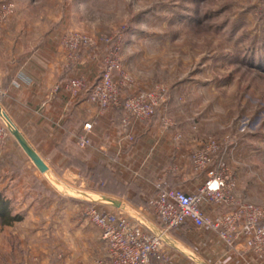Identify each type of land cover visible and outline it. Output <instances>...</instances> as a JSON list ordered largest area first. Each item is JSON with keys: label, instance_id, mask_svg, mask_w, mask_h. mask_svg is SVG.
<instances>
[{"label": "rangeland", "instance_id": "1", "mask_svg": "<svg viewBox=\"0 0 264 264\" xmlns=\"http://www.w3.org/2000/svg\"><path fill=\"white\" fill-rule=\"evenodd\" d=\"M10 3L8 14L4 6ZM16 26L40 41L55 32L61 50L70 32L95 38L97 47L83 50L76 63L62 50L69 68L84 52L102 50L101 68L107 48H117L122 71L135 82L120 92L121 100L163 88L167 102L153 119L188 147L190 164L195 150L215 141L236 179L238 199L264 206V0H0V36ZM17 161L34 190L35 212L25 214L31 203L23 193L8 199L0 188L11 214L23 218L12 226L0 221V264H95L105 247L87 210H114L116 201L138 211L155 194L140 199L138 186L146 184L118 183L107 167H97L93 181L80 160L76 179L63 171L44 177Z\"/></svg>", "mask_w": 264, "mask_h": 264}, {"label": "crops", "instance_id": "2", "mask_svg": "<svg viewBox=\"0 0 264 264\" xmlns=\"http://www.w3.org/2000/svg\"><path fill=\"white\" fill-rule=\"evenodd\" d=\"M44 36L40 41L39 36L19 30L18 26L0 36V87L5 92L0 106L49 168L48 174H42L10 135L0 154V188L5 196L17 198L21 192L26 204L35 197L27 175L17 171L18 157L25 168H33L44 177L58 176L63 171L65 178L76 179L79 172L75 162L79 160L87 170L97 165L110 168L118 183L146 184L137 190L143 200L154 194V186L159 182L187 193L197 191L206 176L194 174L188 147L178 144L175 135L164 132L157 120L134 124L127 131L132 133L133 141L126 142L122 126L125 115L118 108L101 113L88 100V91L77 99L64 91L52 93L56 84L66 83L79 74L90 82L97 80L103 52H84L81 62L69 68L63 62L59 36L55 32ZM87 123L94 126L92 141L90 147L82 149L75 138ZM34 176L41 179L37 174ZM228 209L212 206L204 211L216 216ZM34 210L31 203L25 214L30 216ZM139 210L145 212L146 205L143 203ZM172 241L180 254L172 264H264L252 254L230 251L210 230L189 224L175 232ZM100 242L106 252L101 234Z\"/></svg>", "mask_w": 264, "mask_h": 264}, {"label": "built area", "instance_id": "3", "mask_svg": "<svg viewBox=\"0 0 264 264\" xmlns=\"http://www.w3.org/2000/svg\"><path fill=\"white\" fill-rule=\"evenodd\" d=\"M4 9L9 14L13 12L14 5L10 3ZM103 41L107 44L111 42L108 38ZM97 43L88 34L70 32L65 35L61 47L67 60L76 63L83 50H93ZM106 51L100 76L92 86L85 76L71 78L66 83L56 84L52 93L64 91L77 99L88 91V100L101 113L123 107L124 140L132 142L133 135L127 131L134 124H146L154 118L157 110L167 102L166 91L155 86L122 101L120 92L132 90L135 82L122 71L119 50L112 47ZM116 74H121L122 79L117 80ZM4 95L0 87V99ZM93 127L92 123H87L76 135L78 147L86 149L91 146ZM9 135L8 129L0 123V154ZM191 164L194 172L206 176L204 183L193 193L159 182L155 185V194L147 202L145 212L139 209L131 212L125 206L110 210L94 205L87 210L90 223L100 231L106 246L104 256L95 264H172L179 253L173 246L172 237L188 224L197 229L210 230L230 251L252 254L258 261L264 262V206L238 199L236 179L218 144L211 140L195 150ZM212 206L230 209L209 216L204 210Z\"/></svg>", "mask_w": 264, "mask_h": 264}, {"label": "water", "instance_id": "4", "mask_svg": "<svg viewBox=\"0 0 264 264\" xmlns=\"http://www.w3.org/2000/svg\"><path fill=\"white\" fill-rule=\"evenodd\" d=\"M0 119L3 121L5 126L7 127L10 134L17 140L22 150L25 152V154L30 158V160L34 163L36 168L42 173V174H48L49 168L45 164V162L41 159V157L37 154V152L29 145L25 137L21 134V132L17 129L15 124L12 122L10 117L3 111V109L0 106ZM112 206L116 208H120L123 205L120 202L112 201Z\"/></svg>", "mask_w": 264, "mask_h": 264}, {"label": "trees", "instance_id": "5", "mask_svg": "<svg viewBox=\"0 0 264 264\" xmlns=\"http://www.w3.org/2000/svg\"><path fill=\"white\" fill-rule=\"evenodd\" d=\"M118 109L121 112H123V114L125 115L124 108L123 107L118 108ZM75 163H76V165L78 164V162H75ZM99 166H101V165H97L96 167H94L91 170L88 169V171L86 172L85 176H87V178H89V179H91V180L94 181V173L96 172V168L99 167ZM102 168H105V167L102 166ZM108 179H111V178L108 177ZM22 220H23L22 216H20V215L14 216V215L11 214V212H10V202L5 198V196H3L2 194H0V221H1V224L3 226H12L15 223L21 222Z\"/></svg>", "mask_w": 264, "mask_h": 264}]
</instances>
